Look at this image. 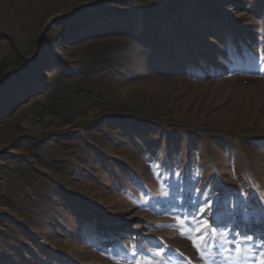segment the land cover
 Listing matches in <instances>:
<instances>
[{"label": "rangeland", "instance_id": "374dc122", "mask_svg": "<svg viewBox=\"0 0 264 264\" xmlns=\"http://www.w3.org/2000/svg\"><path fill=\"white\" fill-rule=\"evenodd\" d=\"M262 249L264 0H0V264Z\"/></svg>", "mask_w": 264, "mask_h": 264}, {"label": "snow or ice", "instance_id": "6c2138e0", "mask_svg": "<svg viewBox=\"0 0 264 264\" xmlns=\"http://www.w3.org/2000/svg\"><path fill=\"white\" fill-rule=\"evenodd\" d=\"M201 212L204 211V209H200ZM179 219V218H178ZM209 226V222L205 221L203 219H200L198 221V226L195 228V231L197 232V234H199L200 232H202L203 230H205L207 227ZM189 239L191 240L192 246L195 247L197 249V252L200 251V244L203 242V237H199L197 238H193V237H189ZM161 253L160 252H156L155 255L159 256ZM258 264H264V249L261 250L260 252V259Z\"/></svg>", "mask_w": 264, "mask_h": 264}, {"label": "trees", "instance_id": "16d2710c", "mask_svg": "<svg viewBox=\"0 0 264 264\" xmlns=\"http://www.w3.org/2000/svg\"><path fill=\"white\" fill-rule=\"evenodd\" d=\"M72 24H75L74 26H76V24H79V23H76V21H72ZM87 26V23H84V24H82V25H79V28L80 27H86ZM76 28V27H75ZM73 29V32L76 30V29H78V27L76 28V29ZM61 66H64V67H66L67 65L65 64V63H62L61 64Z\"/></svg>", "mask_w": 264, "mask_h": 264}, {"label": "bare ground", "instance_id": "6f19581e", "mask_svg": "<svg viewBox=\"0 0 264 264\" xmlns=\"http://www.w3.org/2000/svg\"><path fill=\"white\" fill-rule=\"evenodd\" d=\"M138 21H139V22H138V26H139V28H140V27H141V18H139Z\"/></svg>", "mask_w": 264, "mask_h": 264}, {"label": "water", "instance_id": "95a60500", "mask_svg": "<svg viewBox=\"0 0 264 264\" xmlns=\"http://www.w3.org/2000/svg\"><path fill=\"white\" fill-rule=\"evenodd\" d=\"M40 40H41V39H39V43H40ZM37 51H39V49H37Z\"/></svg>", "mask_w": 264, "mask_h": 264}]
</instances>
